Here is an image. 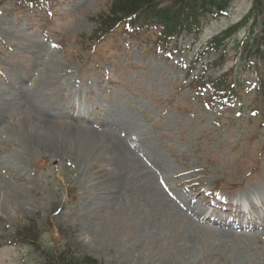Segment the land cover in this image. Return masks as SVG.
<instances>
[{
  "label": "rangeland",
  "instance_id": "rangeland-1",
  "mask_svg": "<svg viewBox=\"0 0 264 264\" xmlns=\"http://www.w3.org/2000/svg\"><path fill=\"white\" fill-rule=\"evenodd\" d=\"M109 3L0 0V264H45L65 244L97 264H264V61L239 64L234 36L220 64L193 61L253 0L164 51L122 27L93 40ZM203 68L224 76L230 108L195 97ZM216 196L252 200V222L209 213ZM31 224L35 243L14 236Z\"/></svg>",
  "mask_w": 264,
  "mask_h": 264
},
{
  "label": "trees",
  "instance_id": "trees-1",
  "mask_svg": "<svg viewBox=\"0 0 264 264\" xmlns=\"http://www.w3.org/2000/svg\"><path fill=\"white\" fill-rule=\"evenodd\" d=\"M19 1L20 4H35L37 0ZM228 6V0H110L107 10L96 20L98 32L92 37L93 40H99L114 28L122 27L126 34H132L135 38L153 34L150 45L160 50L170 39L182 33L197 35L204 25L203 20L220 17ZM240 29L243 38L234 40L236 51L242 58L256 57L264 61V0H253L250 11L238 23L208 40L195 61L199 60L201 54L213 51L218 53V57L210 59L207 64H216L224 58V47L230 42V37ZM220 80L221 78L204 80L202 71L198 77H193L189 86L193 91L199 92L195 96L198 99L208 86L210 99L223 101L225 90L221 88L223 83ZM259 91L260 97L264 99L263 81ZM33 225L19 228L14 236L19 240L35 243L36 232ZM44 256L45 264H97L95 258L77 253L69 244L61 246L55 254L44 251Z\"/></svg>",
  "mask_w": 264,
  "mask_h": 264
},
{
  "label": "bare ground",
  "instance_id": "bare-ground-1",
  "mask_svg": "<svg viewBox=\"0 0 264 264\" xmlns=\"http://www.w3.org/2000/svg\"><path fill=\"white\" fill-rule=\"evenodd\" d=\"M43 120L42 121H44L45 123L44 124H46V123H48V122H51L50 120H47V119H44V118H42ZM109 131H111V130H109ZM109 131H100V132H94V135L92 136L93 137V139H96V136L98 137V138H102L103 137V143L105 144V145H107V147H108V150L109 151H116V153H119V150H117V143H119L120 142V144H121V139L119 138V137H117L114 133H112V132H109ZM38 140L39 139H37V138H31V142L33 143V144H37V145H39V146H42V147H48V144H46V143H43V145H40V144H38ZM116 158H117V156H114L113 157V160L115 161L116 160ZM117 163V162H116ZM121 166H120V168H118L119 170H120V173H123V172H121ZM122 170H123V168H122ZM119 173V172H118ZM122 177V176H121ZM119 182H120V180H119ZM119 182H118V186H117V188H121L122 186L119 184ZM153 192V191H152ZM159 200V199H158ZM170 201V200H169ZM197 211V210H196ZM194 216L195 215H197L196 213H195V211H194V209H192L191 211H190ZM201 216V215H200ZM202 218H204V219H207V218H205V217H202ZM218 223V222H217ZM223 223V222H222ZM225 223V222H224ZM230 226V225H229Z\"/></svg>",
  "mask_w": 264,
  "mask_h": 264
}]
</instances>
